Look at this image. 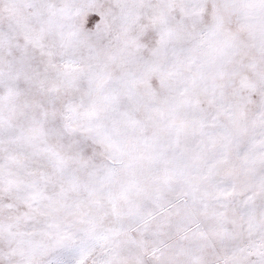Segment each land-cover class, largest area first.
<instances>
[{
  "label": "snow or ice",
  "instance_id": "1",
  "mask_svg": "<svg viewBox=\"0 0 264 264\" xmlns=\"http://www.w3.org/2000/svg\"><path fill=\"white\" fill-rule=\"evenodd\" d=\"M0 264H264V0H0Z\"/></svg>",
  "mask_w": 264,
  "mask_h": 264
}]
</instances>
